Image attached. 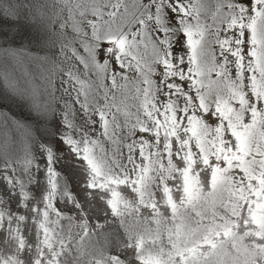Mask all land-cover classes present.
Wrapping results in <instances>:
<instances>
[{"label": "snow or ice", "instance_id": "1", "mask_svg": "<svg viewBox=\"0 0 264 264\" xmlns=\"http://www.w3.org/2000/svg\"><path fill=\"white\" fill-rule=\"evenodd\" d=\"M0 264H264V0H0Z\"/></svg>", "mask_w": 264, "mask_h": 264}, {"label": "rangeland", "instance_id": "2", "mask_svg": "<svg viewBox=\"0 0 264 264\" xmlns=\"http://www.w3.org/2000/svg\"><path fill=\"white\" fill-rule=\"evenodd\" d=\"M9 70H10V71H14V72H16L17 74L21 72V69H19V68H15V69H13L12 66H11V63L9 64ZM28 70H29V71H35V68H34V66H29V69H28Z\"/></svg>", "mask_w": 264, "mask_h": 264}]
</instances>
